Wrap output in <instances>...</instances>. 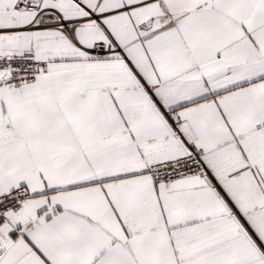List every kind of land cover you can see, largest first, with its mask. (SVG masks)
<instances>
[{"label": "snow or ice", "instance_id": "6c2138e0", "mask_svg": "<svg viewBox=\"0 0 264 264\" xmlns=\"http://www.w3.org/2000/svg\"><path fill=\"white\" fill-rule=\"evenodd\" d=\"M0 264H264V0H0Z\"/></svg>", "mask_w": 264, "mask_h": 264}]
</instances>
